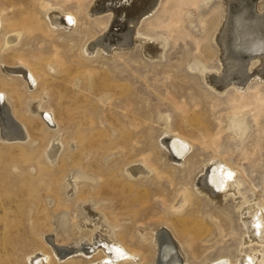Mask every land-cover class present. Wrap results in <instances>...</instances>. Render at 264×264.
Instances as JSON below:
<instances>
[{
  "label": "rangeland",
  "instance_id": "374dc122",
  "mask_svg": "<svg viewBox=\"0 0 264 264\" xmlns=\"http://www.w3.org/2000/svg\"><path fill=\"white\" fill-rule=\"evenodd\" d=\"M97 1L0 0L2 32L21 33L19 47L0 54V64L26 65L39 82L38 90L28 94L19 80H6L0 73V80L4 78L0 89L9 93L13 112L30 135L23 144L0 137V264H31L30 256L51 251L45 240L50 235L60 245L89 237L78 226L86 202L97 205L101 217L117 227L118 239L129 249L145 253L144 264L152 262L149 237L160 227L174 230L192 264L224 258L230 261L227 264H240V249L263 253L264 264V240L243 243L247 228L235 197L213 196L209 190L198 194L195 187L203 162L224 157L239 168L236 178L243 198L264 204V114L256 117L245 107L242 132L229 126L237 105L233 99L244 96L249 102L258 96L264 100V79L251 78L241 90L230 86L222 91L189 67L200 60L210 71L220 69L216 36L222 29L226 1L182 2L181 20L169 29L171 11L181 0H159L136 27L139 40L164 41L159 59L143 54L138 39L131 46L115 48L113 54L99 50L96 56L85 57V39L93 33L101 37L115 18L112 10L93 12ZM251 1L257 15L264 14V0ZM43 2L62 11L78 10L75 30L53 26L41 8ZM113 30L122 32L120 27ZM252 64L254 70L262 65L257 59ZM105 94L108 102L101 100ZM37 100L53 111L57 131L32 111L30 103ZM167 126L194 140L191 160L179 166L169 162L159 144ZM56 135L64 152L49 166L45 151ZM145 154L166 174L159 179L152 173L144 183L127 181L124 166ZM75 169L96 183L82 180L68 196L66 177ZM182 188L192 192V204L175 219L170 200ZM52 264H89V260L72 257Z\"/></svg>",
  "mask_w": 264,
  "mask_h": 264
},
{
  "label": "bare ground",
  "instance_id": "6f19581e",
  "mask_svg": "<svg viewBox=\"0 0 264 264\" xmlns=\"http://www.w3.org/2000/svg\"><path fill=\"white\" fill-rule=\"evenodd\" d=\"M76 1L78 4L80 0ZM109 1H97L93 12L112 10L115 16L113 24L104 27V30H108L101 37H96L97 34L93 33L89 38L85 39V57H94L96 56L95 54L99 53V50L113 54L115 48L131 46L138 39L136 27L142 18L150 14L159 3V0H118L114 6L106 5V2ZM197 1H179L180 3L178 2V5L171 11L167 21L170 27L169 29L175 28L181 20L180 4L183 2L185 4L195 5ZM204 1L207 2L209 0ZM225 1L227 3L226 14L222 21V29L220 30L219 28L218 31L220 32L216 36V42L221 48V52H219L221 53L220 58L222 61L220 69L210 71V68L208 70L204 62L200 60H194L190 63L189 67L197 70L202 79L206 83L213 85L216 89L223 91L233 86L241 90L246 84L245 82L251 78L264 79V14L257 15L251 0ZM41 8L53 26L60 25L66 31L75 30L78 10L62 11L44 2L41 4ZM4 23L3 16L0 13V54L14 49L16 46L19 47L21 40L20 32L12 31L3 33L2 31H5L3 29ZM114 27H120L122 32L118 33L114 31ZM140 40L142 41L141 48L143 49V54L151 59H159L162 57V49L165 45L164 41L159 40L155 43L152 38L147 37L140 38ZM254 59H257L258 63H262V65L259 64L260 67L258 66L259 68L257 67L256 70H254L252 64ZM0 73L6 80L12 82L19 80L28 94L35 93L38 90V78L26 65L16 64L11 66L2 62L0 64ZM218 91L220 92V90ZM9 97V93L0 89V137L7 143L23 144L30 138L29 131L25 124L18 120L13 112ZM43 98H45V95ZM105 99H107V94L101 100L104 101ZM108 100L110 99H107L106 102ZM234 100L237 105L233 106V113L229 116V126L235 132L243 130L244 115L242 113L245 107H249L248 109L251 112L255 111L256 117L264 114V100L259 99L258 96L249 102L246 101L244 96H240ZM30 104L34 114H38L43 123L46 120L52 130H58V124L52 113L53 111L46 109L42 102L38 100L32 101ZM173 131L168 126L165 127L161 133L160 137L163 136V138L160 139L159 144L164 146L168 159L170 160L169 162L173 166H179L183 161L191 160L194 140L187 139L181 132ZM70 145V147H73L74 144ZM45 152L46 161L49 166L55 164L60 159L64 150L58 135L54 136ZM129 163L124 166L122 173L127 181L130 182L144 183L152 173L156 174V177L159 179L166 174L161 172L157 167L158 165L153 164L155 161L151 162L149 155L146 154L140 161ZM203 163L202 166H204L201 170L203 174L195 181L198 194H204V192H207L206 190H209L213 196L219 195V197L223 198L232 194L239 203L238 210L240 218L247 228L243 243H248L253 240H256L257 243L263 242L264 204L257 205V203L252 201L248 202L240 194L239 186L241 183L236 178L239 168L228 162L224 157L219 158L218 156L212 157V159ZM82 180L85 183H96L95 178L85 175V173L83 174L77 169L72 170L67 175L66 193L68 196L74 194L78 183ZM84 192L86 194V191ZM176 194L170 200L169 208L171 215L175 219L192 204L193 199L192 192L188 188H182ZM159 196L162 197V195ZM98 210L97 205L93 202H86L83 213L79 216V229L85 232L88 231L89 237H81L68 245H60L54 241L52 235L47 236L45 240L51 251L48 253L40 252L34 254L29 257V262L31 264H52L57 261L68 260L72 257H81L82 259L89 260V264H135L136 262L138 264H144L146 259L145 253L140 250H131L126 246L127 243L124 244L120 241L118 232L115 231L117 227L108 224L105 221L107 218L104 219L105 217H101L102 215L99 214ZM170 220H167L168 223ZM179 220L181 221L183 219ZM139 234L144 236L145 233L141 230ZM149 238L150 247L152 248L151 252H153L151 264H192L188 258V252L185 251L182 242H180L172 228H156ZM144 250L147 253L149 252L145 248ZM262 254L257 250L254 251V249L248 253H243L240 249L238 258H241L240 264H261L263 262ZM228 261L224 258V260L217 263L206 262L205 264H227Z\"/></svg>",
  "mask_w": 264,
  "mask_h": 264
},
{
  "label": "snow or ice",
  "instance_id": "6c2138e0",
  "mask_svg": "<svg viewBox=\"0 0 264 264\" xmlns=\"http://www.w3.org/2000/svg\"><path fill=\"white\" fill-rule=\"evenodd\" d=\"M70 19V18H69ZM229 175H231V174H229Z\"/></svg>",
  "mask_w": 264,
  "mask_h": 264
}]
</instances>
